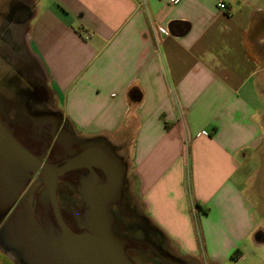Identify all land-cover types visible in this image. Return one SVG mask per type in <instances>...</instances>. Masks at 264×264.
Here are the masks:
<instances>
[{
  "label": "crops",
  "instance_id": "crops-1",
  "mask_svg": "<svg viewBox=\"0 0 264 264\" xmlns=\"http://www.w3.org/2000/svg\"><path fill=\"white\" fill-rule=\"evenodd\" d=\"M8 40L26 49L50 107L30 128L28 108L26 122L0 85V118L16 138L20 126L35 133L49 121L64 130L76 155L58 165L64 147L52 139L45 156L64 167L77 225L105 216L135 264H171L158 261L167 248L193 264L264 248L262 215L240 186L264 148V0H0V45ZM8 55L0 52V70ZM21 165L0 154V222L30 178ZM30 208L6 224L0 264H20L19 249L28 264H48L42 234L57 232Z\"/></svg>",
  "mask_w": 264,
  "mask_h": 264
},
{
  "label": "rangeland",
  "instance_id": "rangeland-1",
  "mask_svg": "<svg viewBox=\"0 0 264 264\" xmlns=\"http://www.w3.org/2000/svg\"><path fill=\"white\" fill-rule=\"evenodd\" d=\"M6 33L3 37L8 38L6 36ZM11 42L10 40H8V42L4 43L3 46L0 45V52H2L5 55V51H6L9 54L8 58L5 56L2 57V60L3 61L5 60L7 62V66L4 63L5 66H2L0 70V77H2L0 85L3 89L2 90L3 92L8 91L9 93H11V95L14 96V99L17 96L18 101L16 103L18 104V111L20 113V119L23 118L26 122H28L27 117L32 115L33 118H36L38 116H35V115L44 114L48 110L47 108H49L50 106H48V103L46 102L44 98L45 92L42 91L41 89L39 90L40 94L35 91L34 87L36 83L39 84V82L43 80H42V76L40 75V72L39 71L37 72V70H35L34 68L35 64L30 61L31 60L30 58H27L28 54L25 51L26 49L23 48V45L20 44V42H17V43H14V42L11 43ZM0 44H3V43L0 42ZM10 61H12V63L14 64V66H12V69L17 74L16 76H13V73H12L13 71H6L8 66L10 65ZM262 64L264 68V59H263ZM29 69L35 74L31 73ZM260 85L264 89V77L263 78L261 77ZM22 107L28 108L27 111L25 112L27 114L26 115L27 117L22 114L24 111L22 110ZM54 123H57V121ZM27 124L30 128L34 129L36 127L34 124H31V125L30 123H27ZM37 133L38 131L35 132V134ZM23 139H27V138H23ZM52 141L53 140L49 139V137L46 138V144L48 146L50 145ZM50 150L51 148L49 149V151ZM48 155H50V152ZM261 156H262L261 157L262 163L259 160V157H256V156H254V158L251 160L252 166L249 169L250 172H248L249 176H247L246 179H244V181L241 182L240 186L244 194L249 198V200L254 205L256 217L260 218L262 215V220L260 222V225L263 226L264 228V219H263L264 218V148H263V152ZM43 157L45 156L43 155ZM20 162L22 164L21 166H24V169H25L24 173H26V171L28 170H31L32 172H30L29 176L30 177L35 176L33 174H34L36 167L33 163H30L25 160L24 161L20 160ZM95 171L96 170L91 169V173H94ZM1 172L2 170H0V173ZM67 191L72 192L73 191L72 187L70 189H67ZM67 191H66V187H64V184H63L62 192L64 193V196L68 194ZM64 201L68 202L66 198H64ZM65 206L67 207L66 203H65ZM79 206L81 205L79 204ZM82 207L84 208V206ZM46 210L48 211L47 213L48 216L45 215V219L48 225H52L54 216L52 215L53 217H51L52 212H51L50 205L47 204ZM84 211L85 210H82V212ZM3 212L4 210L1 212V215ZM91 213L92 211L86 212V214L89 216L91 215ZM84 218H86V220L89 219L90 224L92 225L93 223L92 227L94 229L99 230L98 232L100 234L104 236L105 235L107 236V234H109L112 236V238L113 236L117 237L115 233L114 234L110 233L108 231V227L105 226V223L107 224L105 216H99V217L98 216L97 217H92V216L84 217L83 216V217H80V221L83 220ZM40 219L42 218L40 217ZM48 219L50 220L51 223H49ZM5 228H6V225H4V228L2 229V231H0V241L7 243V240H5V233H4ZM52 229L55 230L53 226H52ZM57 229L55 231L58 232V235H59L58 237L55 236L54 231L51 232L50 235H48V237H46L48 241V243H46V247L48 248L47 250H49L51 254L53 253L54 255H56V258L64 259L65 257L67 259L68 258L72 259L71 257H73L74 259H72V261L77 262V264H111L110 262H108L107 260L99 256L98 251L96 250L97 249L96 246L92 247L91 245H88L89 240L85 239L78 243H75L73 241H67V239L61 235L60 233L61 230H57ZM262 234L264 237V232ZM42 239L46 241L44 237ZM117 239L116 241L118 243ZM123 245L126 246V243H124ZM168 246H169L168 242L164 243V248H167ZM248 249H251V248H248ZM23 250L21 249L16 250L17 253H19V255L15 256L16 258L15 260L19 261L20 264H28L31 262L32 259L30 260V262L27 263L26 258L23 255V252H24ZM172 251L173 250H170L169 248H167V250L165 249L158 250V252L160 253L158 261L160 260L167 261V263L172 261L171 264H193L192 263L193 261L191 259H188V257H181L180 255L176 254V252H172ZM253 251H255L254 248L251 249L250 252H248V256L244 260H241L239 262H236L234 260H228L226 264H264V248H262V250L260 249L256 250L255 254H252ZM156 252L157 251H155V253Z\"/></svg>",
  "mask_w": 264,
  "mask_h": 264
},
{
  "label": "flooded vegetation",
  "instance_id": "flooded-vegetation-1",
  "mask_svg": "<svg viewBox=\"0 0 264 264\" xmlns=\"http://www.w3.org/2000/svg\"><path fill=\"white\" fill-rule=\"evenodd\" d=\"M29 118H30V116H29ZM31 123H33L36 126L40 125L39 121H36V119H34V118H33V120H31ZM46 125L47 126L44 129L35 130V132L38 131L37 134H35L34 131H33V133L31 132V130L28 131L27 127L20 126V130L19 131L24 133L25 136H23L22 138H17V139L29 151H31L34 155H36L38 157H41L43 161L48 162V163H54V162L51 160L50 156H45V152L47 153L46 138L49 137V139H53V140H55L57 142L59 141L60 144L64 147L63 148V152H62L63 159H62L61 163H58V165H61L62 163L67 162L68 159H71L72 157H74L76 155L77 151L70 152L71 148L67 147L69 143H68L67 138H65L64 130L60 127V125L58 123H54V121H50ZM7 126H8V128L11 129L9 124ZM23 138H27V139H23ZM50 154H51V152H50ZM43 155L45 157H43ZM7 165H8V163H7ZM35 167H36V165H35ZM89 171H90V169L85 167V168H83L82 173H80L79 175H81V174L87 175V173ZM7 172L2 171L1 173H3V175H5V174L7 175ZM33 175H35L34 178H36V176H39V177H42L43 180H45L44 179V174H43L42 169L40 167H36L35 168V171H34ZM66 178L71 180V176L70 177H66ZM29 179H31V177ZM29 179H28L27 182L26 181L22 182L21 186L22 185L23 186H22L21 189H19L18 193L15 196L16 199H15L12 207L9 209L8 213H10V214L8 216H5L3 221L0 222V231H2V229L4 228V225H6V224H8L10 222L12 223L11 220H13V219H11V218L13 217V214L18 215V212L20 213V211L23 210V207L26 206V203L29 204V206L31 207L30 211H31V215L33 216V218L36 219L40 223L41 226H46V227H47V225H45V224H47L46 223L47 221H44V218H45V215L48 216V214H47L48 211L46 210L47 204L50 205L51 212H52L51 217L54 216L53 217V221H52L53 224L50 225V226H53L55 230L57 228H58L57 230H61L60 226H59V224H58V222H57V220L55 218V215H54V212H53V208H52V204H51V201H50L48 193H47V187H46L45 182L42 181L41 184L40 183L38 184V183H34L32 180H31V182H29ZM64 181H65V178H64L63 174L57 176V179H56V200H57L58 208H59V211H60V215L63 218V220L65 221V223L70 228H72V229L80 228L81 225H77L76 221H75V218L69 216L70 213H69V211L67 210V208L65 206L66 202L64 201V198H66V196H64V193L62 192V185L64 184ZM10 188H11V185H8L7 189L9 190ZM30 194L33 197L32 201L28 200V198L30 197ZM40 217L42 219H40ZM24 219L26 221H29L28 220L29 217H24ZM77 220L80 221V218L78 217ZM49 223H51L50 220H49ZM19 227L20 226H18L17 229ZM15 235H16L15 238L17 239V237L19 236L17 231H16ZM6 239L8 240V237L6 238V236H5V240ZM14 241H17V240H14ZM127 243H129L128 240L126 241V247H125L126 252L128 251L127 250L128 249L127 248ZM127 254L130 257L128 252H127Z\"/></svg>",
  "mask_w": 264,
  "mask_h": 264
},
{
  "label": "water",
  "instance_id": "water-1",
  "mask_svg": "<svg viewBox=\"0 0 264 264\" xmlns=\"http://www.w3.org/2000/svg\"><path fill=\"white\" fill-rule=\"evenodd\" d=\"M0 154H2L4 157L8 155L10 158L19 161L20 160L28 161L36 165V167H40L42 169V172L44 174L45 184L47 187V193L52 204L53 212L61 229L60 233L64 238L67 239V241H73L75 243H78L87 239L89 240L88 245H91L92 247L96 246L97 248L96 250L98 251L99 256H101L103 259L107 260L111 264H135L128 257V255L124 250V245H123L124 242H122L120 239H117V237L113 236L112 238V236L109 234H107V236L106 235L104 236L98 232L99 230L94 229L91 225L82 226L81 224L80 228L72 229L65 223V221L60 215V211L56 200V178L64 170V167L55 168V166L49 164L48 162L43 161L41 157L34 155L11 133V131L6 127V123L3 122L1 118H0ZM49 231L46 232L45 235L42 234V236H44V238L46 239V243H48L46 237H48V235H50L51 233ZM108 231L112 233L109 227H108ZM56 234L57 236H59L58 232ZM40 239L41 237L37 239L34 236H32L31 243L36 247L39 244ZM116 239L118 240V243ZM43 242L45 241L41 239L42 245H44ZM47 249L48 248L46 247V260L48 264H51L49 261H53L54 262L53 264H77V262L72 261V259H74L73 257H71L72 259L69 258L67 259L65 257L64 259L56 258L51 254H49L48 252L50 251ZM36 253L37 250H32L31 255L35 254V256H37ZM39 255L40 258H43L44 252L39 253Z\"/></svg>",
  "mask_w": 264,
  "mask_h": 264
},
{
  "label": "trees",
  "instance_id": "trees-1",
  "mask_svg": "<svg viewBox=\"0 0 264 264\" xmlns=\"http://www.w3.org/2000/svg\"><path fill=\"white\" fill-rule=\"evenodd\" d=\"M129 94H130V96H131L132 98H138V97H139V93L134 92V90H131V91L129 92Z\"/></svg>",
  "mask_w": 264,
  "mask_h": 264
},
{
  "label": "built area",
  "instance_id": "built-area-1",
  "mask_svg": "<svg viewBox=\"0 0 264 264\" xmlns=\"http://www.w3.org/2000/svg\"><path fill=\"white\" fill-rule=\"evenodd\" d=\"M178 1H179V0H169V2H170L171 4H176ZM218 5H219L220 7H224V3H223V2H220Z\"/></svg>",
  "mask_w": 264,
  "mask_h": 264
}]
</instances>
